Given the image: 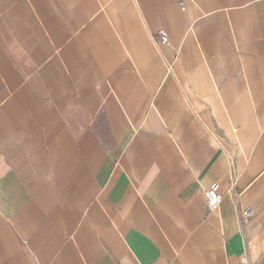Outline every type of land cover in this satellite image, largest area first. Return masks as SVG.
I'll return each mask as SVG.
<instances>
[{
    "label": "crops",
    "instance_id": "1",
    "mask_svg": "<svg viewBox=\"0 0 264 264\" xmlns=\"http://www.w3.org/2000/svg\"><path fill=\"white\" fill-rule=\"evenodd\" d=\"M243 259L264 264V0H0V264Z\"/></svg>",
    "mask_w": 264,
    "mask_h": 264
},
{
    "label": "built area",
    "instance_id": "2",
    "mask_svg": "<svg viewBox=\"0 0 264 264\" xmlns=\"http://www.w3.org/2000/svg\"><path fill=\"white\" fill-rule=\"evenodd\" d=\"M163 40H166V36L163 35ZM207 196V203L210 209L216 208L221 199L222 196L218 191V184L214 183L206 192ZM251 208L250 207H245L241 210V216L244 220H248L251 218ZM239 264H248L247 259H243Z\"/></svg>",
    "mask_w": 264,
    "mask_h": 264
}]
</instances>
